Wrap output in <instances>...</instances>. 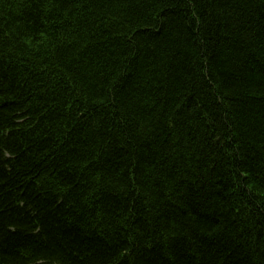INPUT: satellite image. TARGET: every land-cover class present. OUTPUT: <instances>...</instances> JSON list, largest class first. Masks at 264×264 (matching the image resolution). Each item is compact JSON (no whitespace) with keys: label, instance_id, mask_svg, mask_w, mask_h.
Masks as SVG:
<instances>
[{"label":"trees","instance_id":"1","mask_svg":"<svg viewBox=\"0 0 264 264\" xmlns=\"http://www.w3.org/2000/svg\"><path fill=\"white\" fill-rule=\"evenodd\" d=\"M0 264H264V0H0Z\"/></svg>","mask_w":264,"mask_h":264}]
</instances>
